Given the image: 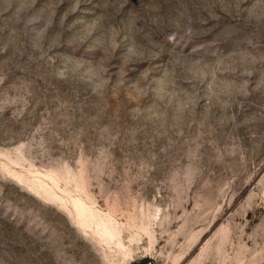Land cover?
Instances as JSON below:
<instances>
[{
    "label": "rangeland",
    "instance_id": "1",
    "mask_svg": "<svg viewBox=\"0 0 264 264\" xmlns=\"http://www.w3.org/2000/svg\"><path fill=\"white\" fill-rule=\"evenodd\" d=\"M0 264H264V0H0Z\"/></svg>",
    "mask_w": 264,
    "mask_h": 264
}]
</instances>
